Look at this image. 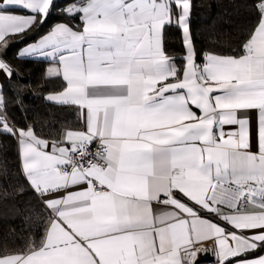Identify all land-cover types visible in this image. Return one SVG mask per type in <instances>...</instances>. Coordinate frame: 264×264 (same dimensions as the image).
Returning <instances> with one entry per match:
<instances>
[{
  "label": "snow or ice",
  "instance_id": "1",
  "mask_svg": "<svg viewBox=\"0 0 264 264\" xmlns=\"http://www.w3.org/2000/svg\"><path fill=\"white\" fill-rule=\"evenodd\" d=\"M192 8L0 0V201L28 198L26 238L0 245V264H197L203 252L264 264V0H245L253 19L207 48ZM12 45L14 59L48 63L41 88L61 82L43 95L71 113L56 131L27 118L31 81L6 58Z\"/></svg>",
  "mask_w": 264,
  "mask_h": 264
},
{
  "label": "trees",
  "instance_id": "2",
  "mask_svg": "<svg viewBox=\"0 0 264 264\" xmlns=\"http://www.w3.org/2000/svg\"><path fill=\"white\" fill-rule=\"evenodd\" d=\"M192 3L191 27L199 38L198 45L200 47H211L207 43V38L212 34H218V38L222 43H226L230 39L234 40L238 30L245 27L253 19L244 8L245 0H192ZM59 19L61 17L55 15L50 17L41 31H44L48 25ZM165 36V44L170 52L182 51L179 43L180 33L177 29L168 28ZM18 48V45L9 47L6 58L14 66L20 67L26 81H31V87L26 88L23 94L27 118L36 121L37 130L43 129L44 134L47 135L57 130L59 121H71L72 119L71 113L66 108L56 107L46 103L43 99V95L47 92L59 89L61 82L57 79H50L45 82L46 86L41 88L40 84L46 62L42 60H25L21 62L14 59ZM8 89L9 85L5 81L4 90L9 98L8 113L22 126L25 118L15 106V97ZM2 139L7 146H10L7 155L14 159L15 153L12 149L15 148V142L9 137H3ZM27 200L28 198L25 196L7 202L0 201V245L14 248L23 243L26 238L24 230L27 225L24 223V217L27 214Z\"/></svg>",
  "mask_w": 264,
  "mask_h": 264
},
{
  "label": "built area",
  "instance_id": "3",
  "mask_svg": "<svg viewBox=\"0 0 264 264\" xmlns=\"http://www.w3.org/2000/svg\"><path fill=\"white\" fill-rule=\"evenodd\" d=\"M216 258L211 252L199 253L197 257V264H216Z\"/></svg>",
  "mask_w": 264,
  "mask_h": 264
},
{
  "label": "crops",
  "instance_id": "4",
  "mask_svg": "<svg viewBox=\"0 0 264 264\" xmlns=\"http://www.w3.org/2000/svg\"><path fill=\"white\" fill-rule=\"evenodd\" d=\"M43 61V60H42ZM46 62V61H45ZM48 66V63L46 62V67ZM208 245L207 244H205V247H207ZM216 258V257H215ZM217 264V263H216Z\"/></svg>",
  "mask_w": 264,
  "mask_h": 264
}]
</instances>
